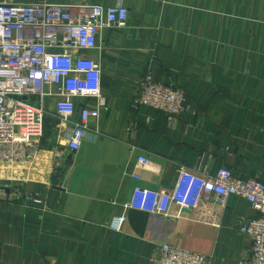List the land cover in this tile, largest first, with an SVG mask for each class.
<instances>
[{"label":"crops","instance_id":"crops-1","mask_svg":"<svg viewBox=\"0 0 264 264\" xmlns=\"http://www.w3.org/2000/svg\"><path fill=\"white\" fill-rule=\"evenodd\" d=\"M47 1L122 5L127 25L102 29V51L91 52L107 107L79 149L65 151L55 169L53 147L68 132L48 115L34 161L0 168V264H149L163 243L212 264H249L251 243L238 228L260 214L242 198L230 197L226 208L171 204L165 214L126 203L137 186L170 189L182 167L264 179V0ZM145 75L181 89L187 110L169 119L133 107ZM140 156L147 160L138 168Z\"/></svg>","mask_w":264,"mask_h":264},{"label":"built area","instance_id":"built-area-1","mask_svg":"<svg viewBox=\"0 0 264 264\" xmlns=\"http://www.w3.org/2000/svg\"><path fill=\"white\" fill-rule=\"evenodd\" d=\"M127 19V8L118 4L0 0V168L34 161L44 149L48 115L68 132L65 143L53 147L55 169L61 168L65 151L79 149L91 121H98L107 107L101 62L91 52L102 51L97 43L102 29H125ZM50 99H54L52 113ZM131 105L165 113L169 119L187 110L181 89L150 75L139 80ZM146 160L138 157L136 166ZM230 197L244 199L260 214L242 221L238 231L250 240L249 264H264V179L258 176L238 177L228 168L208 176L182 167L168 190L135 187L126 207L165 214L171 204L196 209L202 202H213L226 208ZM27 199L43 203L31 195ZM118 222L120 229L123 218ZM149 264L212 263L208 256L163 243L154 247Z\"/></svg>","mask_w":264,"mask_h":264}]
</instances>
